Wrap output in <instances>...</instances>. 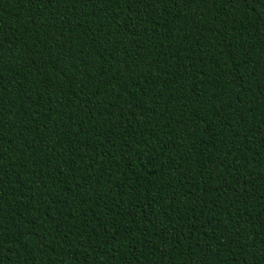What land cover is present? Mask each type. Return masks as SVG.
Returning <instances> with one entry per match:
<instances>
[{
  "label": "trees",
  "instance_id": "1",
  "mask_svg": "<svg viewBox=\"0 0 264 264\" xmlns=\"http://www.w3.org/2000/svg\"><path fill=\"white\" fill-rule=\"evenodd\" d=\"M0 264H264V0H0Z\"/></svg>",
  "mask_w": 264,
  "mask_h": 264
}]
</instances>
